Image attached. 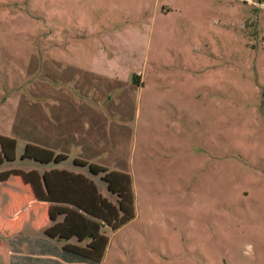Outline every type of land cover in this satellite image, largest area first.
<instances>
[{
    "label": "rangeland",
    "instance_id": "374dc122",
    "mask_svg": "<svg viewBox=\"0 0 264 264\" xmlns=\"http://www.w3.org/2000/svg\"><path fill=\"white\" fill-rule=\"evenodd\" d=\"M35 141L69 157L46 164ZM90 163L126 173L131 199ZM52 168L117 212L38 197ZM64 247L264 264V0H0V264H63Z\"/></svg>",
    "mask_w": 264,
    "mask_h": 264
},
{
    "label": "trees",
    "instance_id": "16d2710c",
    "mask_svg": "<svg viewBox=\"0 0 264 264\" xmlns=\"http://www.w3.org/2000/svg\"><path fill=\"white\" fill-rule=\"evenodd\" d=\"M137 76L134 75L133 80H135ZM31 153L35 155V158L37 157V153L44 152V150L36 148V147H30ZM46 154V153H45ZM50 160V158L48 159ZM46 160V161H48ZM83 164V163H81ZM90 169L93 172H104L105 176L104 178L108 181L113 180V182L116 180V178L120 179L126 182V185L124 186L125 189V195L129 196V199H131V194L129 193L128 189V183H129V177L126 173L121 172H115V171H109L108 169L99 166L90 164ZM54 175L57 178L50 177V180L46 179V191L43 189L41 190L42 193L37 195L41 198H46L53 200V198H56L55 195H58L59 199L62 202H68L71 201L72 204L75 207H81L86 212H94L95 214H103L105 212L109 213H116L117 211L115 209H112V207H96L97 205H94L93 198H89L90 196L94 195L93 191V184L87 182L85 176L82 174H75V173H69V172H60V171H50L49 174ZM118 179V180H119ZM63 186V187H61ZM43 187V186H42ZM48 191V192H47ZM45 196V197H44ZM95 198V196H94ZM130 201V207H131V200ZM104 204V203H103ZM125 206V203H124ZM103 216V215H102ZM110 222V220H109ZM62 262H65L63 264H74V263H84V264H98V261L90 256H88L86 253H81L79 251L71 250L69 248H62ZM57 262L58 261L57 259Z\"/></svg>",
    "mask_w": 264,
    "mask_h": 264
},
{
    "label": "crops",
    "instance_id": "0c3cea01",
    "mask_svg": "<svg viewBox=\"0 0 264 264\" xmlns=\"http://www.w3.org/2000/svg\"><path fill=\"white\" fill-rule=\"evenodd\" d=\"M63 116V115H62ZM64 118L63 117V121H64ZM47 140H49L48 137H46ZM46 143H48V141H45ZM43 143H40L38 141H35L34 143H30V147H36V148H39V149H42L45 151L46 153V156L50 157V160H48L46 162V164H51V163H61L62 161L66 160L69 156V151L66 149L64 150V148H61L59 149L60 147L59 146H52V145H47V144H43ZM57 144V143H56ZM56 147H59V148H56ZM95 147V146H94ZM93 147V148H94ZM89 147H86V149H88ZM92 149V148H91ZM78 155H80V151L78 152ZM56 160L55 162H53V160ZM61 160V161H60ZM84 162H87L85 159H82L81 157L77 156V157H74L73 158V164H77V166L81 163H84ZM92 164V163H90ZM105 168V167H104ZM107 169V168H106ZM56 170H58L57 168H52V170L50 171H53L55 172ZM49 171V172H50ZM60 172H69V173H75V174H82L84 176L83 173H80V172H77V171H72V170H69V169H66V168H60L59 170ZM40 183H41V179H40ZM63 187V186H61ZM43 189L46 191V186L43 187Z\"/></svg>",
    "mask_w": 264,
    "mask_h": 264
}]
</instances>
